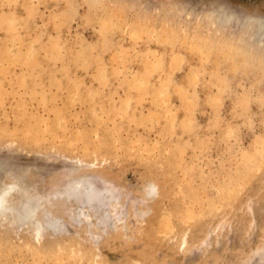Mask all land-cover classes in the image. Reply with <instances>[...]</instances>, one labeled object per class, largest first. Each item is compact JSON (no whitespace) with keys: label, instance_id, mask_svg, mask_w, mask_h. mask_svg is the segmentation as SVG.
I'll return each mask as SVG.
<instances>
[{"label":"rangeland","instance_id":"rangeland-1","mask_svg":"<svg viewBox=\"0 0 264 264\" xmlns=\"http://www.w3.org/2000/svg\"><path fill=\"white\" fill-rule=\"evenodd\" d=\"M256 14L264 0H0V187L17 202L84 177L105 203L72 224L56 200L64 232L37 241L0 225V264H264Z\"/></svg>","mask_w":264,"mask_h":264},{"label":"bare ground","instance_id":"bare-ground-1","mask_svg":"<svg viewBox=\"0 0 264 264\" xmlns=\"http://www.w3.org/2000/svg\"><path fill=\"white\" fill-rule=\"evenodd\" d=\"M256 16L257 14L254 15V17L250 16L243 19V25L247 29L255 28V33H260V36L263 38L264 17ZM17 188L18 187L16 185H6L0 187V225L13 226L19 229L21 227H27L30 230L29 232L32 238L36 241L42 237L44 232H49L52 234L64 232L66 223H64L63 219L55 215L50 209L56 200H62L63 202L70 205L69 207L64 208V212L67 216V220L72 224H79L81 221L84 222L86 217L91 215L90 213L92 211L90 212V209L93 208L92 206L95 204L96 207H101L100 209H102V207L105 205V203L103 205L101 201H94L90 197V195L95 191H103V188L100 189L95 187L91 181L84 177L65 181L60 187L52 192H38L32 196L23 195L17 200V202L8 201V195ZM24 190L26 189L24 188ZM94 212L96 214L94 215L96 217L97 227L103 228L106 224H109L107 222L110 218L106 215L107 212L104 214H102L103 212H99V210ZM113 216L115 219H120L118 214ZM87 222L88 227H90L94 221L92 223L90 221Z\"/></svg>","mask_w":264,"mask_h":264}]
</instances>
